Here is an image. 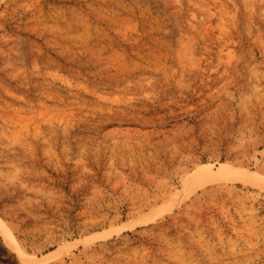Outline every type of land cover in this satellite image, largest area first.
Listing matches in <instances>:
<instances>
[{"label": "rangeland", "instance_id": "374dc122", "mask_svg": "<svg viewBox=\"0 0 264 264\" xmlns=\"http://www.w3.org/2000/svg\"><path fill=\"white\" fill-rule=\"evenodd\" d=\"M0 217V264H264V0H0Z\"/></svg>", "mask_w": 264, "mask_h": 264}, {"label": "bare ground", "instance_id": "6f19581e", "mask_svg": "<svg viewBox=\"0 0 264 264\" xmlns=\"http://www.w3.org/2000/svg\"><path fill=\"white\" fill-rule=\"evenodd\" d=\"M249 177H251L250 174H248L247 172H245L244 170L239 169V168H233V167H229L226 165H222V166L218 167L217 170H213L211 167L205 168V166H204V169H202V167H201L192 176V179L188 183L187 190L195 189V188H198L200 186L211 184V183H214L216 181H220V180H224V179H234V180L244 179V180H246ZM181 194H182V192H181ZM179 195H180V193H179ZM175 198H176V196H175ZM0 231L4 235V237L6 238V241L12 243L16 247H19L15 236L13 235L10 228L7 226V224L5 223V221L1 217H0ZM104 236H105L104 232H99V233H96L93 237H88L87 239L84 238L85 240H83V241H76V242L72 241L73 243H68L66 245H63V246L57 248L56 251L49 253L47 256L45 255L46 257L44 259L40 260V263L51 262L53 260L59 259L60 257L67 254L70 249L75 248L76 246H80V245H82V243L83 244H85V242L88 243L90 239L103 238ZM21 254H23V253H21Z\"/></svg>", "mask_w": 264, "mask_h": 264}, {"label": "trees", "instance_id": "16d2710c", "mask_svg": "<svg viewBox=\"0 0 264 264\" xmlns=\"http://www.w3.org/2000/svg\"><path fill=\"white\" fill-rule=\"evenodd\" d=\"M0 249H1V245H0ZM0 259H4L3 253H0Z\"/></svg>", "mask_w": 264, "mask_h": 264}]
</instances>
